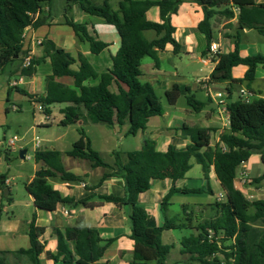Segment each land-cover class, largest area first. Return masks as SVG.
I'll use <instances>...</instances> for the list:
<instances>
[{"label":"trees","instance_id":"obj_1","mask_svg":"<svg viewBox=\"0 0 264 264\" xmlns=\"http://www.w3.org/2000/svg\"><path fill=\"white\" fill-rule=\"evenodd\" d=\"M53 0H0V75L28 79L36 72V67L48 60L51 74L46 80V90L42 96H31L18 86L9 85L6 102L12 92L28 97L29 102H38L44 106L45 115L51 113L54 104H67L61 110L62 120L59 126L66 127L84 119L93 124L108 127L128 125L127 134L135 136L146 129L152 117L163 115L160 98L152 85L140 81V65L148 57L158 67V53L171 47L174 55L179 54L180 44L174 38L175 28L170 24L171 15L176 14L182 3H194L203 13V19L197 24L206 42V56L214 41L215 20L236 19V24L225 27L233 34L224 37L234 39V48L228 53H217L216 64L211 72L208 84L227 83L225 112L228 128L219 134L218 142L211 146V128L189 127L182 125L178 130L183 139L189 141L184 150H175L169 146L165 152L155 148V142L145 139L138 150L121 154L113 152V161L105 162L100 154L91 148L90 140L83 129L79 130V139L72 144L66 156L89 162L91 168L104 170L99 183L90 190L97 189L107 178H116L123 189V196L101 195L104 202L127 209L130 222L128 238L133 241L131 264H264V239L258 243H248L251 223L264 222V199H248L234 187V181L241 163L252 155H259L263 173L254 183L264 180V99L244 100L241 97L231 100L235 87L245 85L248 89L255 79L256 69H264V55L242 56L239 52V33L243 30H255L264 37V0H119L113 9L109 0H64L62 8L63 24L70 27L79 42L89 45L92 54L105 49L106 44L94 40L84 24L76 23L69 17L73 7L86 15L96 17L111 25L120 40L119 48L112 57L111 69L106 73H96L82 55L73 58L65 50L56 47L53 41L43 38L37 47L40 56L31 57L28 66H23L27 49L24 47L23 34L28 27L37 29L49 25L52 21L51 6ZM47 7V12L43 8ZM151 7L159 9L160 22L146 20L145 13ZM153 31L156 37L150 41L144 38V32ZM77 64V69L71 67ZM245 66L243 78H232L234 67ZM60 78H70L73 86L69 88L58 82ZM99 78L97 85L88 86V79ZM115 85L116 91H111ZM184 96L187 105L196 113L205 103L197 100L188 88L181 89L173 85L165 92L169 105L173 106ZM82 110L84 114L82 113ZM62 153L56 150L36 151L34 160L41 162L33 178L24 185L32 198L35 208L52 213L59 204L69 207L83 206L92 208L87 200L74 201L62 197L49 183V179L62 181H81V177L68 172L62 166ZM200 165L204 179L208 180L210 168H213L217 181L224 187L227 197L209 205L211 214L194 224L188 214L184 218L167 217L170 198L177 194L212 195L210 187L195 189L175 188L176 181L183 180L191 168V160ZM3 185L6 178H3ZM155 180H169L172 187L162 198L161 211L164 223L159 227H148V213L139 204L138 197L150 189ZM7 188V186H5ZM10 194L2 200L10 203ZM169 230H186L189 233L180 240V259L168 263L167 257L172 245L163 244L161 235ZM46 228L35 226V216L28 225L29 247L16 251H0V264H8L9 259L26 260L28 264H40L42 254L54 264H98L104 252L114 239H103L97 229L66 226L50 229V235L56 241L55 254L45 251L40 237Z\"/></svg>","mask_w":264,"mask_h":264},{"label":"crops","instance_id":"obj_2","mask_svg":"<svg viewBox=\"0 0 264 264\" xmlns=\"http://www.w3.org/2000/svg\"><path fill=\"white\" fill-rule=\"evenodd\" d=\"M98 1L101 2L102 0H98ZM256 1L260 2L261 0H256ZM43 12H47V7L43 8ZM62 13H63L62 9L59 11L58 15L54 13L53 2H52L51 14L53 19L51 23L49 25H43L41 27H38L37 29L28 27L25 30L24 47L32 48L33 57H38L40 56V50L37 46H33V43L35 40H42L43 38H47L53 41L56 47L65 50L73 58H77L78 55H82L96 73L102 74L110 70L112 66V57L116 54L120 44L119 37L114 27L103 23L98 18H96V20H94L91 23L88 22L82 23L81 22L82 20H88L89 18L78 8L73 7L69 17L72 18L73 21L76 23L84 24L89 35L94 40L106 44L105 49H103L100 53L92 54L90 52L89 45L84 42H79L76 36L74 35L73 30L62 23L63 22ZM145 17L146 20L150 22H155V23L160 22L159 9L157 7H151L145 13ZM202 19H203V13L198 5L194 3H182L181 5H179L176 14L171 15L170 17V24L175 28L174 38L180 44L179 54L174 55L171 51L172 50L171 47L166 46L165 50L159 52L157 55L158 67H155L154 62L148 57L143 58L141 61L140 81L150 83L156 95L158 92H161V94L165 95V92L170 90L173 85H177L181 89L188 88L191 94H193L196 99H197L196 92H201L204 96V100L197 99L205 103L203 109L200 112H198L204 114L203 118L200 121H189L188 123L186 119H182L180 123L178 122L175 124H166L164 126H157V124L151 125V123L154 121L155 118L152 117L148 120L146 129L136 134L138 135L139 133H141L142 143L145 139L153 140L155 142V148L159 152H165L169 146L173 147L175 150L185 149L189 141L183 139L180 136V132L178 130L184 124L189 127L197 126L202 128L213 129L214 132L211 134V142H210L211 146H215L217 144L219 139V134L228 128L227 114L222 107H218L216 105L218 99L214 95L216 92L223 94L224 100L226 102L228 84L221 83V84L210 85L208 84V79L216 64L215 55L217 53L231 52L234 48V39L225 38L224 35L234 33L232 30L226 28L225 26L228 23H232L233 25H235L236 19L230 21L225 19L215 20L214 29H213L214 41L211 44L214 43L217 45V53L212 57H210L209 54H207L206 56L201 55V53L206 50V42L204 36L197 30V24ZM252 33H257V32L255 30H243L239 33L238 48L242 56L261 54L256 51L254 45V42H256L258 38H255L256 36H254ZM155 37L156 34L153 31L144 32V38L148 41L154 39ZM182 59H185V61H187L186 64L184 65L186 67L187 66L195 67V65H200L197 71L194 68H192L191 70V74L194 76V84H193L194 89H192L191 85L187 82L185 77L186 73H184L183 70L180 68V64H182L183 61ZM71 68L73 70H76L77 64H74ZM246 69L247 68L245 66L234 67L231 71L232 78L234 79L243 78ZM50 74H51L50 62L48 60H45L43 63L39 64L36 67L35 74L27 79L29 80V82L25 83L24 81L26 79L22 78V81L18 83L16 86L20 87L31 96L34 97L42 96L45 93L46 80ZM57 81L67 85L69 88L74 89L78 92V90L73 86L72 80L70 78H60ZM13 82L14 81H10V79L7 78L6 85L2 88V91L0 92L1 107L3 105L2 99L5 95V92L7 97V88ZM98 82H99V78L88 79L84 82V85L94 86L97 85ZM27 89L31 91L28 92ZM110 89L111 91H116L115 85H113ZM240 90H245L247 92L248 94L247 99L250 101L258 98L264 99V69L261 67H258L256 69L255 79L250 85L249 89L244 84L235 87L233 94L231 95L232 101L239 98ZM181 97L184 98V96ZM179 99L177 103L179 102ZM34 103L37 104L38 102L34 101L32 104ZM177 103L175 105H177ZM175 105L173 106L169 105L167 108L175 107ZM66 106L67 104H61V106L58 109V113H59L58 124L63 118L61 114V110ZM10 109L18 110L19 108L15 107L14 105H12L11 108L9 106L8 107L3 106V111L5 114H7ZM50 111L51 113L49 115H45L47 117V120L50 118L53 119L51 107H50ZM182 112L185 115H191L192 113L191 110L188 109H182ZM82 113L84 114L83 110ZM168 114H169L168 109L165 110L163 108V115L161 117H166L168 116ZM81 122L84 124L88 123V121L85 119L77 123H81ZM49 124H50L49 122L45 123V125H49ZM42 125L43 124H41V126ZM140 147L138 149H140ZM190 163H191V168L185 174L184 179L176 181L173 184V187L178 189L180 188L195 189L196 187L192 185L194 180L198 179L200 181H206L203 177L200 165H197L193 159L190 161ZM41 167H42V163H40L39 168L34 169V173ZM244 167L248 173V184L242 187L235 179L234 187L248 199L250 198L264 199V180L260 181L259 183H254L253 181L263 173V165L261 163L260 156L252 155L244 163ZM192 170L194 171L193 174L196 177H192L190 175V172ZM34 173L27 181V183L30 182V180L33 178ZM75 175L80 176L82 178L81 181H76V182L62 181L58 178L59 180H56L57 182H54L55 178H52L49 179V183L52 185V187L55 190H57L61 194L62 197L73 198L74 201L85 199L87 200V203L93 205V207L92 208H85L83 206L69 207L66 205L59 204L54 212L47 213L35 208V206L33 205L32 198L28 195L29 203H27V205L31 203L33 207H32L30 220L25 221V224L27 225V230H28V225L31 222L32 216L34 215L35 226L46 228V232L42 237H40V242L44 244L45 251L55 254L56 241L50 235L51 228L54 227L63 228L66 226H81V227L95 228L97 229V231L99 232L100 236L103 239H111V238L114 239V241L109 245V247L104 252L102 258L98 261V264H131L133 257V241L128 238L130 222L127 217V209L119 208L114 204L104 202L102 199L99 198V196L101 195H115L122 197L123 189L118 184V180L116 178H107L100 184V186L97 189L90 190V188L97 185L99 181L97 184L90 185L85 179L88 173L86 171H82V169L79 170V173H75ZM211 181H215V183H217V185L220 187V191L218 193H215L212 187L210 186ZM7 182L8 180L6 179L5 180L6 185L0 183V235L2 233H6L11 235L13 239H15L17 237L18 230L22 222L19 221L15 217V215H12V218L11 217L4 218L2 216L3 211L5 210V206L3 205V202L5 201L2 200L1 198L2 193L4 194V189H7L8 191L7 194L11 193L10 189L8 187L7 188L5 187L8 185ZM207 183H208L207 186L210 187V189L213 192V194L210 195L211 198L204 197V194L186 195L183 193H177L170 198L169 206H172L173 204H175V201H178V206L180 208L181 214L177 213L174 214L172 217H170L168 215V208H167V212H166L167 217L173 218L175 216H179L180 218H184V216L188 214L189 216L193 217L194 224L202 219L207 218L209 214H211L209 205L213 204L216 201H219L218 200L219 195H222L224 199L227 197L226 190L217 181L213 168H210ZM82 184H85V187H82ZM106 185L114 188L115 194H104L99 191L100 188ZM170 187H172V183L169 180H155L151 182V186L148 191L139 195L138 202L148 213V221H147L148 227L151 228L159 227L164 223V217L161 211V201L162 198L167 194ZM9 198L11 202L6 204L9 205L10 207L13 206L16 207L15 206L16 202L12 199V197ZM63 209H67L71 212L69 217H66L62 214ZM250 225H251V230L248 235V243L254 244V243H258L261 239H264V222L255 221ZM27 230H26V236H27ZM171 231L174 230L163 232L161 235V241L163 234L171 233ZM181 239L182 237L179 239L178 244L180 243ZM28 247L29 245L26 248H22V249H27ZM18 249L9 250V251H16ZM179 249H180V245H179ZM179 249L175 260L181 258L179 254ZM0 251H7V250L0 249ZM15 261L20 264H28V262L22 258ZM39 261L40 264H54L51 260L46 259L44 254L40 256Z\"/></svg>","mask_w":264,"mask_h":264},{"label":"rangeland","instance_id":"obj_3","mask_svg":"<svg viewBox=\"0 0 264 264\" xmlns=\"http://www.w3.org/2000/svg\"><path fill=\"white\" fill-rule=\"evenodd\" d=\"M64 0H53L54 13L58 15L59 11L63 8ZM119 0H109V3L113 9L117 8ZM88 20H82V23H91L96 20V17L89 16ZM255 38H258L254 42L256 51L258 53L264 54V38L257 33H252ZM182 64L180 68L186 73L185 77L187 82L191 85L192 89L194 84V76L191 74L192 68L196 71L200 65H195V67L184 66L187 61L182 59ZM188 64V63H187ZM192 66V64H191ZM10 81L17 82L18 77L14 76L9 78ZM7 77L0 75V92L2 88L6 85ZM25 83L29 80H25ZM23 87V86H22ZM28 92L31 90L27 89ZM157 95L160 97V103L162 107L167 110L168 116L166 117H155L154 121L151 123L157 124V126H164L166 124L180 123L182 119L189 121H200L204 114L194 112L186 103L185 98L180 97L179 102L175 107H170L166 101L165 95L158 92ZM197 99L204 100V96L201 92H196ZM6 92L2 99L3 105H0V180L1 178H6L8 180L7 187L10 189V197L16 202V207H10L3 202L5 210L2 216L4 218L15 217L22 222L18 230L17 237H13L9 234L2 233L0 235V249L3 250H15L18 248H26L28 244L26 230L27 225L25 221L30 220L33 205L29 203V197L24 189V185L30 179L34 173V169L39 168L41 162H36L34 160V153L36 151L44 150H56L63 153L62 155V166L68 172L73 174L79 173V170L86 171L88 175L85 177L90 185L97 184L100 180L104 170L102 168H91L89 162L81 159L71 158L65 155L72 148V144L79 139V130L83 129L87 138L91 142V148L98 152L101 158L107 162L111 163L113 161V152H120L125 154L126 152L137 150L141 146V133L136 136H131L127 134L128 125L125 124L121 127L114 126L108 127L104 124H93V123H76L66 127L58 125L59 113L58 109L61 104H54L51 106L52 118L45 120V113L37 110V104H32L29 102L27 97L12 92L9 96V101L6 102ZM1 104V102H0ZM14 105L19 108L18 110L10 109L7 114L3 111L4 107H10ZM182 109L191 110V115H185ZM49 122V125H45ZM41 124H43L41 126ZM13 136H17L18 140L15 142L14 148L11 149L7 147L6 141L10 140ZM37 138L40 141L38 148H34L33 140ZM20 150H26V155L29 159H20ZM193 170L190 172L192 177H196L193 174ZM58 178L54 180L57 182ZM207 181H200L198 179L194 180L192 185L196 188L204 187L207 189ZM76 185V183H75ZM215 193L220 191V187L215 183V181L210 182ZM104 194H115V189L111 186H104L99 190ZM204 197L211 198L209 194H204ZM251 199V198H250ZM181 214L180 208L178 206V201L175 204L168 207V215L172 217L174 214ZM153 223V222H152ZM157 225V224H155ZM161 225V224H160ZM188 234L185 230H174L171 233H164L162 236V241L164 244L172 245L173 249L170 251L169 257L167 259L168 263H172L176 258L178 253L179 244L178 241L181 237ZM8 264H20L15 261V259L10 258Z\"/></svg>","mask_w":264,"mask_h":264},{"label":"built area","instance_id":"obj_4","mask_svg":"<svg viewBox=\"0 0 264 264\" xmlns=\"http://www.w3.org/2000/svg\"><path fill=\"white\" fill-rule=\"evenodd\" d=\"M23 37L25 38V32L23 34ZM41 40H35L34 43H33V46H37L39 43H40ZM27 53H26V56L23 60V66H28L30 61H31V57L33 56L32 55V48L30 47H27ZM217 53V45L216 44H211L209 46V51H208V54L210 57L214 56L215 54ZM22 81V78H19L17 82H13L11 85L12 86H16L18 83H20ZM215 97L218 99L217 100V103L216 105L218 107H222L225 111V105H226V102L224 100V95L219 93V92H216L215 94ZM208 96H209V93H208ZM239 97H241L242 99L244 100H247V97H248V94L245 90H240L239 92ZM35 104V103H34ZM37 110L38 111H42L44 110V106L42 104H38L37 103ZM45 118L47 119V117L45 116ZM18 140V137L17 136H13L10 140H7L6 141V145L7 147L13 149L14 148V145H15V142ZM33 143H34V148H38L39 145H40V141L35 138L33 140ZM24 159H29V156H27L26 154L24 155ZM236 181L239 183L240 186L244 187L248 184V173L247 171L245 170V167H244V162L241 163V167H240V171L239 173L237 174V177H236ZM82 187H85V184H82ZM224 197L222 195H219L218 196V200L219 201H223ZM62 214L66 217H69L71 212L67 209H63L62 210Z\"/></svg>","mask_w":264,"mask_h":264},{"label":"water","instance_id":"obj_5","mask_svg":"<svg viewBox=\"0 0 264 264\" xmlns=\"http://www.w3.org/2000/svg\"><path fill=\"white\" fill-rule=\"evenodd\" d=\"M26 154V151L25 150H20V152H19V157H20V159H24V155ZM3 178H1V180H0V183L2 184L3 183ZM7 189H4V196H6V194H7Z\"/></svg>","mask_w":264,"mask_h":264}]
</instances>
